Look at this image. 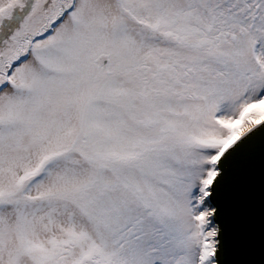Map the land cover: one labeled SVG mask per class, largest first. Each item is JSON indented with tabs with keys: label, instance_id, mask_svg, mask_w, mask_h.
Segmentation results:
<instances>
[{
	"label": "snow or ice",
	"instance_id": "obj_1",
	"mask_svg": "<svg viewBox=\"0 0 264 264\" xmlns=\"http://www.w3.org/2000/svg\"><path fill=\"white\" fill-rule=\"evenodd\" d=\"M0 264H264V0H0Z\"/></svg>",
	"mask_w": 264,
	"mask_h": 264
}]
</instances>
